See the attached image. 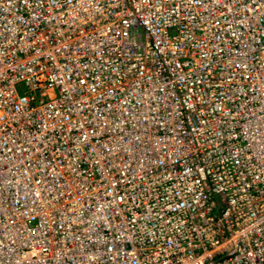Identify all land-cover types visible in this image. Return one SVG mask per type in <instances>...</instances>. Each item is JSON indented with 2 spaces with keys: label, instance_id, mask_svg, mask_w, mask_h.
<instances>
[{
  "label": "built area",
  "instance_id": "built-area-1",
  "mask_svg": "<svg viewBox=\"0 0 264 264\" xmlns=\"http://www.w3.org/2000/svg\"><path fill=\"white\" fill-rule=\"evenodd\" d=\"M0 264H264V0H0Z\"/></svg>",
  "mask_w": 264,
  "mask_h": 264
},
{
  "label": "rangeland",
  "instance_id": "rangeland-1",
  "mask_svg": "<svg viewBox=\"0 0 264 264\" xmlns=\"http://www.w3.org/2000/svg\"><path fill=\"white\" fill-rule=\"evenodd\" d=\"M19 92H20V93H23V92H24V86H23V85H21V86L19 87Z\"/></svg>",
  "mask_w": 264,
  "mask_h": 264
}]
</instances>
